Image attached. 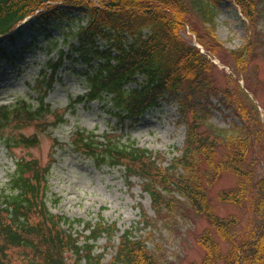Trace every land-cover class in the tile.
<instances>
[{"label": "trees", "instance_id": "1", "mask_svg": "<svg viewBox=\"0 0 264 264\" xmlns=\"http://www.w3.org/2000/svg\"><path fill=\"white\" fill-rule=\"evenodd\" d=\"M222 1L0 0V44L14 41L27 18H35L44 26L76 20L69 35L78 41L68 51L61 47L59 59L50 63L51 77L46 79V91L39 93L37 107L25 99L15 105H0V138L8 150L40 143L37 135L5 136L2 131L40 126L47 121L43 119L57 113L45 97L67 57L84 65L87 91L77 101H99L109 106L123 124L138 120L163 100H173L187 136L180 156L168 167L161 168L157 154L133 141L125 144L121 139L87 129L74 132L73 145L99 165L122 166L128 180L139 177L155 207L167 204V209L173 208L166 195L175 192L207 219L209 226L196 234L203 257L188 264H264V175L256 177L255 173L256 164L264 165V116L251 97L253 89L243 87L239 81L248 69L251 43L229 51L227 57L215 35ZM231 1L237 3L251 24L255 23L261 11L257 0ZM188 27L204 52L193 43L192 35L185 36ZM102 41L105 44L101 45ZM209 55L232 68V73L226 74L229 81L224 87L210 79L217 65ZM212 95L221 98L238 123L226 128L208 122L210 108L202 101ZM57 118L53 124L65 121L63 114ZM200 164L203 166L198 168ZM15 165L10 176L11 192L0 190V264H161L146 239L134 233L136 229L153 227L145 211L140 222L123 231L117 246L112 243L118 230L116 222L104 219L86 223L90 233L81 243L72 230L64 228V224L75 222L53 214L47 206L50 168L25 157L17 158ZM222 172L232 173L238 181L221 188L218 200L236 206L251 203L256 217L245 231H241L238 214H219L209 199L207 189ZM102 236L116 249L107 263L103 261L104 254L94 250Z\"/></svg>", "mask_w": 264, "mask_h": 264}, {"label": "rangeland", "instance_id": "2", "mask_svg": "<svg viewBox=\"0 0 264 264\" xmlns=\"http://www.w3.org/2000/svg\"><path fill=\"white\" fill-rule=\"evenodd\" d=\"M260 14L254 24L246 17L235 1L223 0L218 7L216 30L219 41L224 45L223 56L229 57V51H236L251 43L252 52L248 69L240 84L253 89L251 97L255 99L264 116V0H257ZM74 15L80 16L78 12ZM76 20L63 21L47 26L35 18H27L20 26V34L14 41L4 40L0 44V105H15L18 100L25 99L39 105V93L46 91V79L51 77L50 63L59 59V50L70 49L72 43L78 45L77 38L69 35ZM193 36V43L200 47L196 36L187 28L185 36ZM59 43V44H57ZM101 45L105 41L100 42ZM217 65L209 74L217 86L224 87L229 81L226 74L232 73L228 64H223L218 57H212ZM84 65L73 58H65L58 71L53 87L46 94V102L57 113L47 116L45 123L31 124L22 129L8 128L2 131L5 136H18L23 133L30 137L37 135L39 144L31 147L20 145L8 150L0 138V190L9 194L10 176L16 169V159L25 157L35 159L42 167H49L47 173V206L53 214L68 217L75 223L64 224L81 243L89 235L86 223H97L100 219L116 222L117 233L112 243L119 244V236L126 229L133 228L143 218L144 211L152 221V228L136 229L137 236L146 239L148 246L156 252L161 264H188L193 260L200 261L204 251L196 242V234L209 226L203 215H198L191 208L184 196L167 194L166 205L155 207L149 193L143 189L142 180L133 176L127 179L122 166L113 167L99 165L92 158L85 156L73 145L72 136L78 128L94 131L95 134H108L111 139H121L125 144L130 141L137 146L147 148L157 154L161 168L170 166L180 156L186 140V126L180 122L179 108L175 101H161L160 105L151 108L136 121L124 124L114 117L109 106L95 101L78 102L79 95L87 91ZM144 80V77H140ZM130 85L136 86L135 83ZM208 104L210 114L208 122L220 127L229 128L238 119L219 96L203 99ZM65 121L56 122L57 115ZM58 122V120H57ZM203 165L197 166L201 168ZM256 177H263L264 165H255ZM219 179L209 187V199L216 211L221 215L236 213L241 218V231L251 226L255 215L250 209V202L243 206L228 205L217 198L221 188L231 187L238 181L232 173L222 172ZM175 191V188H171ZM162 211V212H161ZM81 219V221H78ZM251 219V220H250ZM115 246L111 247L105 236L95 243V253L104 254L103 261L110 262L115 254Z\"/></svg>", "mask_w": 264, "mask_h": 264}]
</instances>
